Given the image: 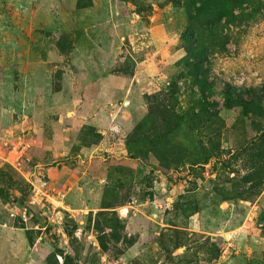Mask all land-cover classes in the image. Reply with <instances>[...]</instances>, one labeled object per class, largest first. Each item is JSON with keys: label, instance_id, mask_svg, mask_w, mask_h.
<instances>
[{"label": "rangeland", "instance_id": "374dc122", "mask_svg": "<svg viewBox=\"0 0 264 264\" xmlns=\"http://www.w3.org/2000/svg\"><path fill=\"white\" fill-rule=\"evenodd\" d=\"M243 4L0 0V264H264V0Z\"/></svg>", "mask_w": 264, "mask_h": 264}, {"label": "trees", "instance_id": "16d2710c", "mask_svg": "<svg viewBox=\"0 0 264 264\" xmlns=\"http://www.w3.org/2000/svg\"><path fill=\"white\" fill-rule=\"evenodd\" d=\"M225 1V2H222ZM230 1V2H229ZM219 0L221 6H222V10L220 8H218V15L219 18L225 16L226 17V22H228L230 20L229 16H232L234 19H237V21H242L241 17L244 16V14H238V15H234V13L232 12V9H241L244 0ZM223 4V5H222ZM247 6V5H246ZM253 9L255 10L257 8V5H252ZM260 8V5L258 6V9ZM243 9V8H242ZM262 11V16H264V10L261 9ZM241 12V11H240ZM245 111V109H244Z\"/></svg>", "mask_w": 264, "mask_h": 264}, {"label": "water", "instance_id": "95a60500", "mask_svg": "<svg viewBox=\"0 0 264 264\" xmlns=\"http://www.w3.org/2000/svg\"><path fill=\"white\" fill-rule=\"evenodd\" d=\"M56 217H57L58 222H61V214L59 211L56 213Z\"/></svg>", "mask_w": 264, "mask_h": 264}]
</instances>
